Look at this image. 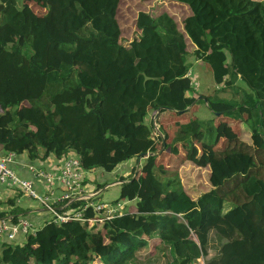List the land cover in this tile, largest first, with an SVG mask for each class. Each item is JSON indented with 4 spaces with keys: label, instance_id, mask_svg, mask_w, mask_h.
<instances>
[{
    "label": "trees",
    "instance_id": "trees-1",
    "mask_svg": "<svg viewBox=\"0 0 264 264\" xmlns=\"http://www.w3.org/2000/svg\"><path fill=\"white\" fill-rule=\"evenodd\" d=\"M164 1L189 8L182 27L168 13L140 12L136 36L124 44L120 0H0V129L8 133L0 151L32 161L75 155L107 174L146 157L136 177L116 181L123 184L111 203L125 201L121 216L90 227L94 208L72 203L69 209L86 221L50 220L25 242L4 244L0 264H264V0ZM55 5L66 41L57 42L42 21ZM53 44L71 65L50 67ZM190 56L223 83L207 105L199 100ZM200 103L211 119L194 118L172 131L161 126L164 112L183 114ZM221 115L245 122L253 142L223 136L215 123ZM205 149L218 163L238 155L259 166L239 175L242 202L229 199L232 179L191 196L180 167L165 162L167 153L211 167ZM133 200L135 212L126 204ZM13 212L14 223L25 213ZM8 216L0 212V221Z\"/></svg>",
    "mask_w": 264,
    "mask_h": 264
},
{
    "label": "rangeland",
    "instance_id": "rangeland-1",
    "mask_svg": "<svg viewBox=\"0 0 264 264\" xmlns=\"http://www.w3.org/2000/svg\"><path fill=\"white\" fill-rule=\"evenodd\" d=\"M35 10L37 11L40 17H43V15H45L46 13L40 7L35 8ZM140 12H147L154 17H157L163 13H168L172 17H174V19L179 23V27H182L183 20L191 15V12L188 7L176 3H170L164 0H120L117 18L123 30L122 43L126 44L128 42H131L135 38L137 30L134 25V22ZM56 13L58 14V8L55 5L51 14L52 17H50L49 19H42V21H46L48 25H50V27L54 28L52 29V31L54 33V38L57 42L66 41V39L62 36L60 29L56 27ZM51 19L53 20L52 22L50 21ZM52 23L54 25H52ZM188 61L191 66V71L193 73V81L195 87L200 95H203V97L206 98L216 89L223 86L222 81L214 78L211 70L209 69L206 63L202 61H197L191 56L189 57ZM63 62L69 65L72 64L70 56L65 52L59 51L57 49L56 44H53L50 57V67L57 68L60 63ZM210 112L211 111L209 110V108L204 106V104L200 103L198 106H195L194 108L190 109L188 112L183 114L164 112L161 115L159 122L164 129L172 131L176 129L177 126L188 123L194 118L211 119L212 115ZM244 112V118L246 119L248 117V111L245 110ZM215 119V123L219 128V131L223 136L226 135L227 139L241 138L245 142H253V139L251 137L252 134L249 130H247L245 122H234L226 115H221V117H217ZM154 121H156L155 117ZM201 152L202 151L200 150V154L198 155V157H200ZM205 153L207 154V158L210 161L211 167L209 166L207 168H199L198 166H196L193 160L185 158L186 160L183 162V157L181 156H171L167 153H165L166 156H164L165 162L168 161V165L173 167H180L183 183L185 182L184 186L186 184L185 189L189 192L191 196H200L214 188L220 190L225 183L229 182L230 179H232L231 183L234 185L233 189L235 191L233 192V197H229V199L231 201L233 200L234 202H237V200L238 202H242L243 197L240 194L239 187L236 186L238 180L240 179L239 175H245L251 167H254L252 172L257 173L259 171V166L253 164L250 161L249 157H242L238 155H235L230 159L224 160L222 163H218L217 161L213 160L212 152L210 150L205 149ZM141 157L142 171L146 164V159H144L146 157ZM53 158H55V156H53ZM40 162L42 163L43 161ZM130 163L131 162H128L127 164ZM132 163L134 165L130 172L131 174H129L127 177H129L133 173H135L134 177L138 175V173L136 174L135 170H137V167H139V163L136 160ZM258 174L261 176V172H259ZM105 176H107V174H105ZM117 179L118 178H114V180ZM139 180L142 181L143 184L146 183V186L148 185L147 177L144 172H141ZM187 182H189V185L187 184ZM94 185L96 186L97 184ZM120 191L121 186L118 185L112 186L109 189L107 188L100 198V203L117 201L120 197ZM135 203L137 202L135 201ZM127 208H132L134 209L132 211H136L135 205H127Z\"/></svg>",
    "mask_w": 264,
    "mask_h": 264
},
{
    "label": "built area",
    "instance_id": "built-area-1",
    "mask_svg": "<svg viewBox=\"0 0 264 264\" xmlns=\"http://www.w3.org/2000/svg\"><path fill=\"white\" fill-rule=\"evenodd\" d=\"M155 127L159 129L156 122ZM15 157V154L0 155V184L6 185L11 189H16L23 195L43 205L52 214V220L55 222L66 223L71 220L86 221L83 219L81 212L69 209L72 203L79 201L87 203L83 211L91 206L98 216L96 219L87 220L90 227H94L96 224H103L104 221L110 220L117 215L121 216L124 213L125 203H117L115 205L111 202L88 203L90 199L94 198L101 191H96L92 195L85 192L81 162L78 157L71 156L64 160L63 166L56 173L41 171L37 173V177L43 179L47 185L54 186L58 184L63 188L64 191L58 198H54L52 194L42 195L35 188L33 181L18 175L12 167ZM87 195H90V197H87ZM58 203L63 204L61 209H58ZM36 231L24 216H20L16 223L8 219L0 221V239L3 235H7L11 244L17 241L19 233L27 237ZM199 264H204V261L200 260Z\"/></svg>",
    "mask_w": 264,
    "mask_h": 264
},
{
    "label": "crops",
    "instance_id": "crops-1",
    "mask_svg": "<svg viewBox=\"0 0 264 264\" xmlns=\"http://www.w3.org/2000/svg\"><path fill=\"white\" fill-rule=\"evenodd\" d=\"M7 140L8 133L5 129L1 128L0 142H6ZM0 155L4 156L5 154L0 151ZM134 161L135 160L129 161L131 162L130 164H127V162L118 166L111 174L105 173L102 169L92 168L91 166L86 167L81 164L83 179L85 182H87V184L84 185L85 192L92 195L96 193V186L94 184H107L101 190V192L95 196L99 197L103 195L107 188L109 189L115 185L120 186L123 183L116 182L118 179L114 180V178L127 177L129 174H131L130 172L134 165L132 162ZM137 162L142 164V160L139 161V158L137 159ZM63 163L64 161L53 158L52 154L49 155L48 158L42 163L40 160L32 161L26 155H17L13 161L12 167L22 178L33 181L35 188L42 195L52 194L54 198H58L62 195L64 191L63 188L58 184L54 186L47 185L43 179L37 177V173L39 171L45 173H56L61 169ZM105 174H107V176H105ZM9 200H12L14 204L7 203ZM135 201L136 200L128 201L126 204L133 206L132 204H134ZM122 202L125 203V201ZM62 205V203H58V209H61ZM14 209H21L23 212H25L21 216L26 217L36 230L41 229L47 222L52 220V214L45 207H43V205L23 195L16 189H11L6 185L0 184V212H7L9 214L8 220L12 221L11 219L15 216L13 212ZM25 240L26 237L22 233H19L17 236V241L12 243V245L21 244L25 242ZM4 244H11L7 238V235H3L0 239V250Z\"/></svg>",
    "mask_w": 264,
    "mask_h": 264
},
{
    "label": "water",
    "instance_id": "water-1",
    "mask_svg": "<svg viewBox=\"0 0 264 264\" xmlns=\"http://www.w3.org/2000/svg\"><path fill=\"white\" fill-rule=\"evenodd\" d=\"M199 100L201 101H204L206 103V105L208 104V101L206 98L204 97H200ZM188 110V109H187ZM162 111V109H159V111L157 112V114L155 115V118H157L158 114H160V112ZM180 113V112H179ZM221 113H216V116H219ZM161 133V132H160ZM162 137H163V140H164V136L163 134L161 133ZM165 148V147H164ZM141 156L139 157V161L141 160ZM87 197H90V195H87Z\"/></svg>",
    "mask_w": 264,
    "mask_h": 264
}]
</instances>
